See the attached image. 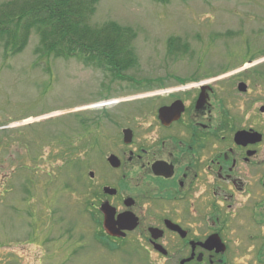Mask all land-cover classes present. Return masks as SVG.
I'll return each instance as SVG.
<instances>
[{
	"label": "rangeland",
	"instance_id": "obj_1",
	"mask_svg": "<svg viewBox=\"0 0 264 264\" xmlns=\"http://www.w3.org/2000/svg\"><path fill=\"white\" fill-rule=\"evenodd\" d=\"M95 7L90 25L115 22L136 33L137 65L127 73L139 85L78 57L37 54L35 32L15 54L0 41V264H163L134 243L117 241L111 252L98 245L75 197L85 182L80 170L87 178L88 158L103 169L101 151L141 100L125 99L144 88L227 72L219 82L226 92L248 74L256 106L264 104V0H100ZM172 38L180 45L168 54ZM80 117L91 129L79 125ZM234 224L250 232L247 219ZM255 231L244 240L225 230L231 263L264 264L247 250L264 238Z\"/></svg>",
	"mask_w": 264,
	"mask_h": 264
},
{
	"label": "flooded vegetation",
	"instance_id": "obj_2",
	"mask_svg": "<svg viewBox=\"0 0 264 264\" xmlns=\"http://www.w3.org/2000/svg\"><path fill=\"white\" fill-rule=\"evenodd\" d=\"M226 73L198 82L175 78L166 89L142 88L125 99H141L138 110L101 151L103 169L88 158L87 178L80 170L85 182L75 191L103 250H117L121 240L163 264H234L227 230L244 240L256 229L264 237V104L256 106L248 74L234 78L225 92L219 82ZM111 210L117 235L104 227ZM244 219L250 232L234 224ZM261 239L247 250H256L262 262Z\"/></svg>",
	"mask_w": 264,
	"mask_h": 264
},
{
	"label": "trees",
	"instance_id": "obj_3",
	"mask_svg": "<svg viewBox=\"0 0 264 264\" xmlns=\"http://www.w3.org/2000/svg\"><path fill=\"white\" fill-rule=\"evenodd\" d=\"M99 1L1 0L0 41L4 42V50L11 54L20 52L35 32L39 37L37 54L54 58L78 57L85 65L101 69L113 78L139 85L127 73L137 65L133 46L136 33L115 22L97 27L90 25ZM178 41L169 40L168 54L178 48ZM78 119L82 128L91 129L87 121Z\"/></svg>",
	"mask_w": 264,
	"mask_h": 264
},
{
	"label": "water",
	"instance_id": "obj_4",
	"mask_svg": "<svg viewBox=\"0 0 264 264\" xmlns=\"http://www.w3.org/2000/svg\"><path fill=\"white\" fill-rule=\"evenodd\" d=\"M239 88L241 89V90H243L245 87H244V85L243 84H240V86H239ZM129 130H124V135H126V133L128 132ZM125 140H127L126 138H125ZM113 159H116L114 156H110L109 157V160L112 162L113 161ZM117 161V160H116ZM117 164V163H116ZM105 218H104V227H105V229L107 230V232L109 233V234H112V235H117V234H119V233H117V231H119L120 229H118V228H115V226H114V224H113V222H112V219H113V211L111 210L110 212H107V211H105ZM121 218H122V216H118V221H120L121 220ZM135 224H133V226H134ZM132 228V227H131ZM212 240H211V245H213V246H216V247H218L219 246V240H215V238L214 237H212L211 238ZM223 249V246L221 245V249H219V250H222Z\"/></svg>",
	"mask_w": 264,
	"mask_h": 264
},
{
	"label": "bare ground",
	"instance_id": "obj_5",
	"mask_svg": "<svg viewBox=\"0 0 264 264\" xmlns=\"http://www.w3.org/2000/svg\"><path fill=\"white\" fill-rule=\"evenodd\" d=\"M109 103H110V102H106V103H101V104L94 105V106H104V105L109 104ZM25 121H27V120H25Z\"/></svg>",
	"mask_w": 264,
	"mask_h": 264
}]
</instances>
